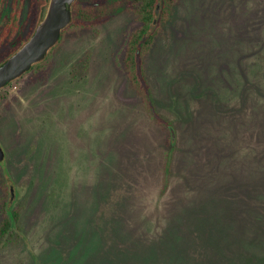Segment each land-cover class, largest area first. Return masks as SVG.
Masks as SVG:
<instances>
[{"label":"rangeland","instance_id":"obj_1","mask_svg":"<svg viewBox=\"0 0 264 264\" xmlns=\"http://www.w3.org/2000/svg\"><path fill=\"white\" fill-rule=\"evenodd\" d=\"M139 25L76 21L0 89V264H264V0H176L150 29L159 119L123 66Z\"/></svg>","mask_w":264,"mask_h":264},{"label":"trees","instance_id":"obj_2","mask_svg":"<svg viewBox=\"0 0 264 264\" xmlns=\"http://www.w3.org/2000/svg\"><path fill=\"white\" fill-rule=\"evenodd\" d=\"M175 2L176 0H88V3L82 4L79 3V0H76L73 8V17L69 25L71 26L76 21H78L80 26L101 24L125 11L131 12L136 16L140 25L132 29L127 35L123 66L132 88L142 102L144 110L152 118L156 119L160 117L152 104L150 88L145 77L143 57L153 43L155 30L167 20ZM153 26H155V30H150ZM46 59L33 66L27 72L41 68ZM172 136L168 138L170 153L165 163L166 171H168L170 166L173 149ZM2 212L0 237L6 238L9 233L14 231V228L19 230L16 225L19 221V212L16 209L9 210L7 207H3Z\"/></svg>","mask_w":264,"mask_h":264},{"label":"water","instance_id":"obj_3","mask_svg":"<svg viewBox=\"0 0 264 264\" xmlns=\"http://www.w3.org/2000/svg\"><path fill=\"white\" fill-rule=\"evenodd\" d=\"M75 2L76 0H46L31 37L0 65V89L18 80L33 66L46 59L70 25ZM3 156L0 147V161Z\"/></svg>","mask_w":264,"mask_h":264},{"label":"flooded vegetation","instance_id":"obj_4","mask_svg":"<svg viewBox=\"0 0 264 264\" xmlns=\"http://www.w3.org/2000/svg\"><path fill=\"white\" fill-rule=\"evenodd\" d=\"M45 3L46 0H0V65L31 37Z\"/></svg>","mask_w":264,"mask_h":264}]
</instances>
